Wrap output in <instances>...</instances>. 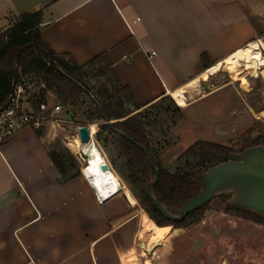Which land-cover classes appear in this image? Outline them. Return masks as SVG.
Masks as SVG:
<instances>
[{"label":"crops","instance_id":"1","mask_svg":"<svg viewBox=\"0 0 264 264\" xmlns=\"http://www.w3.org/2000/svg\"><path fill=\"white\" fill-rule=\"evenodd\" d=\"M252 1L0 0V30L43 9L45 43L80 65L103 56L149 106L206 82V64L258 37ZM56 139L51 126L41 137L27 127L0 146V264H139L140 252L147 260L164 232L123 189L101 194L88 172L64 183L50 155Z\"/></svg>","mask_w":264,"mask_h":264},{"label":"trees","instance_id":"2","mask_svg":"<svg viewBox=\"0 0 264 264\" xmlns=\"http://www.w3.org/2000/svg\"><path fill=\"white\" fill-rule=\"evenodd\" d=\"M42 23L43 9L22 13L3 32L7 38L0 40V109L7 105L15 86L22 84L28 97H32L31 106L34 109L43 103L51 105L53 96V103L68 108V116L74 115L76 125L99 124L97 141L107 146L106 141L111 136V141L119 150L117 157L109 156L113 168L162 232L188 229L200 223L210 203L217 199L227 205L229 214L264 223V217L229 204L227 200L231 194L215 197L183 221L168 220L147 195V185L154 180L156 173L147 154L136 144L150 150L159 169L160 177L153 189L154 196L164 206L177 209L199 194L202 175L211 167L230 161L234 153L264 146L263 130L251 129L244 142L238 146L199 140L188 149V154L193 155L197 162H187L185 168L171 171L155 154L148 129L161 132L157 126L164 124L162 116L167 112H180L182 108L176 105L170 95L149 106L141 105L132 89L120 82L103 56L80 65L72 55L56 53L42 38ZM211 66L206 64L205 68ZM85 98L90 100L88 105L84 103ZM151 109L156 111L150 112ZM46 126L36 129L40 137L45 133ZM50 155L64 183L83 175L79 160L61 138L50 145Z\"/></svg>","mask_w":264,"mask_h":264},{"label":"rangeland","instance_id":"3","mask_svg":"<svg viewBox=\"0 0 264 264\" xmlns=\"http://www.w3.org/2000/svg\"><path fill=\"white\" fill-rule=\"evenodd\" d=\"M248 4L257 6L251 11L257 17L255 20L260 21V33L255 40L264 41V0ZM244 76L234 81L223 68L202 83H209L212 92L189 89V106L182 107L172 98L182 111L165 113L162 116L164 124L157 126L161 132L148 129L153 150L164 166L176 171L185 168L187 162L195 164L197 159L188 154V149L199 140L238 146L251 129L264 131V78L260 72L257 75L245 72ZM88 81L94 86L92 81ZM53 98L51 96L52 106L55 104ZM84 101L86 105L90 102L88 98ZM154 111L156 109L150 110ZM55 118L60 121H51L47 125L56 131L57 138L63 140L79 160L83 173H87V158L83 154L78 131L80 126L64 113L56 114ZM109 139L105 146L95 136L111 163L109 156L117 157L119 150L111 136ZM175 232H164L169 241L158 245V251L148 255L153 264H264V223L229 214L227 205L221 200L212 201L200 223L179 230L176 238L170 241ZM140 253L137 259L140 264H145Z\"/></svg>","mask_w":264,"mask_h":264},{"label":"water","instance_id":"4","mask_svg":"<svg viewBox=\"0 0 264 264\" xmlns=\"http://www.w3.org/2000/svg\"><path fill=\"white\" fill-rule=\"evenodd\" d=\"M264 78L263 70L260 71ZM208 89L210 93L213 90L209 83L200 84L199 92ZM32 97L26 100L27 106L31 105ZM70 118L75 122L73 114ZM112 123V122H111ZM91 125L80 126L78 131L82 144L91 143L88 149L87 157H92V146L94 145L91 138ZM121 135L126 136L124 133ZM133 141L130 137H128ZM134 142V141H133ZM148 156L156 176L146 188L148 197L152 200L155 207L168 220L180 222L199 208L205 206L215 197L221 194H231L229 204L252 211L264 217V146H255L241 153L232 154V158L228 162L220 163L211 167L202 175L201 190L198 195L185 203L182 207L173 209L164 206L157 197L154 196L153 189L159 180L160 173L149 149L136 143ZM89 162V161H88ZM111 164H104L101 169L105 172L109 171ZM97 192L98 187L95 185ZM100 193V192H99Z\"/></svg>","mask_w":264,"mask_h":264},{"label":"bare ground","instance_id":"5","mask_svg":"<svg viewBox=\"0 0 264 264\" xmlns=\"http://www.w3.org/2000/svg\"><path fill=\"white\" fill-rule=\"evenodd\" d=\"M263 51H264V41L262 39L254 40L248 43L240 50L230 55L229 57H227L225 60L217 63L216 65L204 71L202 73V78L209 79L211 75H215L219 73L223 68H225V70L230 73L231 78L234 81H239L240 79L244 78L245 72H249L251 73V75L252 74L257 75L260 71L263 70L264 73ZM190 87L191 84L185 87H181L175 91L170 92L169 95L176 102H178L180 106L187 107L190 105L188 102L189 97L187 96V92L189 91ZM191 89L194 90L200 89V84L195 85ZM90 129H91V134L95 136L96 133L99 131L98 124H91ZM91 143L88 144L81 143L83 154L88 155V149ZM93 144L94 145L91 147L93 156L88 157L87 159V172L90 176L93 177L94 185L98 187L99 192L104 195H109L114 191L123 189V192L129 198L131 203L133 205H137L138 200L133 195L131 189L126 185V183L123 181L120 175L116 172V170L112 166L110 170L107 172L101 169V167L104 164H108V161L101 147H99L96 142H94ZM104 198L105 197H102L101 199ZM168 241H169V237L164 233L163 240L160 244L165 245ZM157 247L154 249L152 253L158 251ZM144 263L153 264L149 258L145 260Z\"/></svg>","mask_w":264,"mask_h":264},{"label":"built area","instance_id":"6","mask_svg":"<svg viewBox=\"0 0 264 264\" xmlns=\"http://www.w3.org/2000/svg\"><path fill=\"white\" fill-rule=\"evenodd\" d=\"M6 38L3 32H0V40ZM156 54V51H152L149 54V58L152 59ZM27 98L25 86L18 84L15 86L7 105L0 109V146L27 127L39 129L51 121H54V123L59 122L58 118L53 119L56 114L64 113L67 115L66 107L60 103L53 106L43 103L38 109H34L31 105L27 106ZM177 104L179 103L177 102ZM95 136L91 134L92 141L96 142L100 147L95 140ZM100 201L104 202L101 199Z\"/></svg>","mask_w":264,"mask_h":264}]
</instances>
